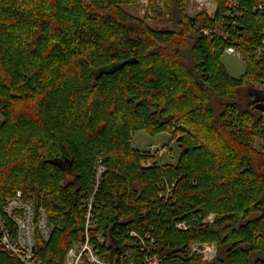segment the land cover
I'll return each mask as SVG.
<instances>
[{
  "label": "trees",
  "instance_id": "16d2710c",
  "mask_svg": "<svg viewBox=\"0 0 264 264\" xmlns=\"http://www.w3.org/2000/svg\"><path fill=\"white\" fill-rule=\"evenodd\" d=\"M189 1L166 0L176 31H157L124 11L134 0H0V215L19 192L36 221L46 212L53 230L47 241L37 230L36 262L64 264L82 240V200L99 161L107 172L95 232L114 243L100 246L110 262L129 250L126 261L138 258L129 234L152 229L161 264H252L264 255V150L243 135L264 132V90L247 104L242 97L264 85L256 10L264 0H213V14L195 18L185 15ZM234 44L246 64L240 78L222 63ZM214 97L224 102L219 113ZM139 131L169 133L178 163L135 149ZM164 182L175 185L169 199L160 198ZM204 242L217 245L211 262L190 253ZM0 264H22L1 233Z\"/></svg>",
  "mask_w": 264,
  "mask_h": 264
},
{
  "label": "built area",
  "instance_id": "2783aa9c",
  "mask_svg": "<svg viewBox=\"0 0 264 264\" xmlns=\"http://www.w3.org/2000/svg\"><path fill=\"white\" fill-rule=\"evenodd\" d=\"M194 4L197 8L196 13L202 11L212 15L216 10V4L213 0H195ZM232 7H237V2L231 0ZM256 10L264 13V3L256 7ZM233 31H237L234 26ZM209 38L219 37L225 40L231 38L230 34L212 33L206 31L204 33ZM225 55L243 60L242 54L236 49L235 44L228 46L225 49ZM264 59V41L263 47L258 51V60ZM5 120L4 108L0 104V128ZM151 155L156 156L160 161L165 155L170 154V150L167 146L157 147L151 146L149 149ZM107 169L99 161L92 178V190L91 195L88 198L82 200L81 208L84 209V225L82 229V240L73 245L66 258L64 264H161V259L157 255V240L153 234V229L150 230L145 236H141L136 232L129 234L130 241L134 245L138 246L139 257L126 261V258L133 255V250L125 252L124 255H120L119 262H110L109 257L101 252L100 246L103 244L114 245L110 238L104 235V232H95L97 228L95 210L98 208L96 203L97 195L101 191L102 182ZM175 185L164 182L161 185L162 192L160 198L169 199L173 195V189ZM22 194L19 192L15 199L9 200L7 207H5L3 213L0 215V233L1 243L3 247L12 255L16 256L22 264H41L36 262L35 246L36 235L38 230L44 240H49L50 232L48 230L47 214L43 209L39 210L37 221L39 225L35 228L34 222L36 220V211L33 204H25L21 201ZM214 216L207 218L205 223L212 222ZM10 223L15 226V232L10 227ZM175 227L181 231H188L190 226L185 222L175 223ZM36 229V231H35ZM191 255L201 256L204 262H211L216 259L218 248L215 243H193L190 246ZM139 259V260H138Z\"/></svg>",
  "mask_w": 264,
  "mask_h": 264
},
{
  "label": "rangeland",
  "instance_id": "374dc122",
  "mask_svg": "<svg viewBox=\"0 0 264 264\" xmlns=\"http://www.w3.org/2000/svg\"><path fill=\"white\" fill-rule=\"evenodd\" d=\"M166 0H134V3L128 6H124L123 9L128 14L140 18L146 21V23L154 30L157 31H176V27L167 17L169 16L168 9L165 6ZM195 0H190L186 7H185V15L189 18H195L199 14L206 13L202 11L201 13H196L197 8L194 4ZM160 9L161 12H164L166 14V18L163 20H156L154 19V9ZM222 63L226 67L228 73L235 78L242 77L246 72V64L243 60H240L235 57L227 56L225 55L222 58ZM254 90H264V85H256L254 89H248L245 90L242 94L244 103H249V100L254 98ZM213 105L214 109L217 113L221 112L224 107V102L217 100L215 97L213 98ZM252 134V135H251ZM250 135H247L246 132H243V135L245 137L250 138L254 142V145L264 150V132L262 131H252ZM171 146L174 155H165L161 162L164 164H171L176 165L178 163L179 157H180V151L179 147L176 143L172 142L171 137L169 133L165 132L162 134H159L157 136H152L148 134L146 131H139L137 132L133 137V147L139 151H147L150 149L151 146ZM33 207L36 211V207L33 204ZM39 225V221L34 222V227L36 228ZM48 230L51 233L53 228L48 224ZM36 231V229H35ZM37 232V231H36ZM35 232V235H36ZM218 255V253H217ZM257 259L264 260V255H257L254 256L252 259V264Z\"/></svg>",
  "mask_w": 264,
  "mask_h": 264
}]
</instances>
